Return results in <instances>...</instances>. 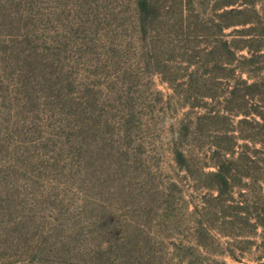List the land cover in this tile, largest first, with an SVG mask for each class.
<instances>
[{
    "label": "rangeland",
    "instance_id": "obj_1",
    "mask_svg": "<svg viewBox=\"0 0 264 264\" xmlns=\"http://www.w3.org/2000/svg\"><path fill=\"white\" fill-rule=\"evenodd\" d=\"M141 1L0 0V264H264V0Z\"/></svg>",
    "mask_w": 264,
    "mask_h": 264
},
{
    "label": "trees",
    "instance_id": "obj_2",
    "mask_svg": "<svg viewBox=\"0 0 264 264\" xmlns=\"http://www.w3.org/2000/svg\"><path fill=\"white\" fill-rule=\"evenodd\" d=\"M148 7L147 1L142 0L140 2V8L145 10ZM212 156L210 157V163H208V167H214L216 169L215 172L210 173L217 182V188L220 194L223 195V192L226 194L232 193L236 186V182L240 184L243 183L244 180H248L250 184H264V179L261 177L249 174V173H238L236 168L239 167L238 163H240L239 158L235 159V149L234 146L229 148H221L215 147L212 149ZM178 160H185V156L183 152H176ZM227 155H230V159H227ZM219 197V196H218ZM221 199V196H220ZM223 204L229 202V209H233L236 212H243L244 216L241 218L246 225L253 229L262 228L264 232V207L259 211H255L253 206L249 205V203H245L244 206H240L238 203L236 205L233 198L223 199L221 200ZM238 215L233 216L234 219L239 217V213H235ZM232 217V220H233Z\"/></svg>",
    "mask_w": 264,
    "mask_h": 264
}]
</instances>
